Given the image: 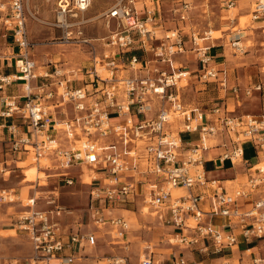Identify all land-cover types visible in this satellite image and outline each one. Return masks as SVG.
<instances>
[{"label":"built area","instance_id":"obj_1","mask_svg":"<svg viewBox=\"0 0 264 264\" xmlns=\"http://www.w3.org/2000/svg\"><path fill=\"white\" fill-rule=\"evenodd\" d=\"M92 2L54 0L62 43L75 42L90 49L92 65L85 73L88 82L82 87H72L67 85L66 77L56 72L58 78L34 73L36 63L29 54L31 44L25 30L23 0H0V7L4 8L0 11H5L0 19L11 30L18 49L15 59L18 78L0 76V90L19 81L26 92L22 105L10 98L0 111L3 117L19 115L25 125L21 134H17V125H8L11 135L0 151L16 156L29 154L32 149L34 159L52 156L56 169L78 167L83 173L86 166L92 170L95 175H90L86 213L98 229L109 228L122 237L129 223L114 211H126L128 203L141 197L143 208L150 210L148 214L169 230L167 242L171 247L220 254L240 238L247 243L260 242L264 249V196H261L264 166H250L243 159L245 143H251L264 155V115L237 117L218 105L211 109L187 107L177 87L187 72L175 71L173 66L174 55L185 51L186 42L177 31L158 38L156 29L147 27L153 22L151 10L145 8L141 13L140 0H111L103 10L105 27L114 21L115 28L96 38L101 42L97 44L107 48L97 55L96 43L80 38L82 26L87 22L83 14ZM252 5V20L261 23L264 33V0H252ZM188 7L183 2L182 20ZM197 39L191 35L189 43L196 53L198 78L224 88L226 73L216 67L210 52L212 46L201 45ZM235 43L233 40L231 45L236 47ZM138 50L145 55L138 56ZM97 65H104L105 77L98 74ZM38 77L41 79L33 88L31 80ZM231 88L237 93L236 86ZM256 88L260 90L262 85ZM54 104L70 105L72 117L64 114L58 121L50 113L49 105ZM173 119L177 120L175 128ZM57 123L64 126L63 130ZM77 129L80 133L75 132ZM181 133L198 134V141H183ZM80 136L86 139L81 144L76 143ZM206 140H219L224 145L217 158L220 163L228 161L231 167L245 165V181L230 189L220 180L208 177L203 153L211 145L207 146ZM56 175L65 183H72L69 172L59 171ZM255 193L260 197L255 199ZM0 199L5 200V196L0 194ZM248 200L250 206L246 207ZM30 201L27 204L30 209L14 214L11 221L13 229L30 242L32 251L25 259L26 264H52V261L72 264L82 257L86 245L94 244L96 236L92 231L83 230L76 222L68 227L63 224V213L72 215V212L64 210L54 198L50 200L53 207L43 211L32 208L34 197ZM169 249L172 255L169 260L155 262L149 257L140 264H204ZM0 264L18 261L0 256ZM251 264H264V259L254 257Z\"/></svg>","mask_w":264,"mask_h":264},{"label":"rangeland","instance_id":"obj_2","mask_svg":"<svg viewBox=\"0 0 264 264\" xmlns=\"http://www.w3.org/2000/svg\"><path fill=\"white\" fill-rule=\"evenodd\" d=\"M228 1L230 0H140L139 7L141 13H144L145 8L151 10L153 22L152 25L148 23L147 27L156 29L155 35L158 38L171 34V31H177L186 42L185 51L174 55L173 66L176 68L175 71L191 70L177 82L180 99L187 107L198 106L201 109H211L218 105L223 106L229 115L237 117L249 115L259 118L264 115V71L262 69L264 33L260 28L261 23L252 20V0H231L234 2L232 5H229ZM183 2L188 3L189 7L185 19L182 20L180 15ZM110 3L111 0H93L91 7L83 14L87 22L82 26L83 36L80 38H88L92 43H96L97 55H101L107 48L97 44L101 42L96 38L106 36L109 30L115 28L114 21H111L106 28L103 18L99 16ZM23 7L25 30L31 44L29 54L36 63L34 73L41 76L48 73L51 75H47L48 77L58 78L55 75L56 72L62 75V78L66 77L68 86H84L85 82H88L85 73L91 69L92 65L89 46L77 45L75 42L62 43V32L56 26L54 0H23ZM2 9L4 8L0 7V10ZM4 14L5 11H0V17ZM210 31L211 40L200 39L207 37ZM191 35H196L201 45H211L212 42L219 44L221 54L217 56L216 62L219 63L216 67L226 73L227 84L224 88L216 82H202L198 78L196 53L189 43ZM5 40L13 48L7 53H14L13 68L17 75L15 59L18 58V49L12 40L11 30L6 29L0 19V44ZM233 40L239 42V48L231 45ZM136 54L145 55L141 50H138ZM97 69L102 73L107 72L104 65H97ZM40 79V77L32 79L33 88ZM258 84L262 85L260 90L256 88ZM232 86L238 88L237 93H233ZM35 90L33 89V92ZM20 101L22 105L25 98H20ZM61 109L67 118L72 117L70 105L66 104ZM172 121L175 128L177 120ZM185 140L189 139L185 137ZM215 142L212 140V144ZM209 144L211 145V142ZM1 147L3 148L2 145ZM0 153H2L0 194L5 196V200L0 199L1 257L15 259L18 264L27 263L25 259L31 255L32 251L30 242L23 233L13 229L11 221L14 214L30 209L27 204L32 203L30 198L33 197V209L43 211L52 208L53 204L50 200L54 198L64 210L72 212V215L63 213L62 221L65 226L68 227L76 222L81 224L83 230H90L95 234L94 244L86 245L81 251L82 257L75 262L77 264H140L142 260L149 257L155 262H165L167 261L165 253L168 255L170 251L168 248L174 251L180 250L178 246L171 247L168 244L169 230L148 212L143 213L144 204L141 197L136 198L131 204L128 203L125 207L126 211L121 209L114 211L115 214L124 216L129 223L128 231L121 237L109 228L94 227L88 220L86 207L90 190L87 183L89 174L84 175V171L82 173L78 167H69L66 170L56 169L52 156L34 159L32 153H20L16 156L5 155L3 150ZM250 154L252 153L248 151L246 156L249 157ZM236 166L237 169L243 168L242 164ZM259 166L263 167L264 162ZM35 167L39 172L48 175V177L44 174L40 175L45 178L43 182L36 180ZM84 168L88 167L83 166ZM59 171L69 172L72 183L67 184L62 177L56 175ZM241 179L239 178L238 181H245V178L243 181ZM91 181L92 177H90ZM185 251L183 250V253ZM193 252L195 259L203 260L204 264H224L225 261H230L229 255L214 260L213 258L219 255L203 254L196 250Z\"/></svg>","mask_w":264,"mask_h":264},{"label":"crops","instance_id":"obj_3","mask_svg":"<svg viewBox=\"0 0 264 264\" xmlns=\"http://www.w3.org/2000/svg\"><path fill=\"white\" fill-rule=\"evenodd\" d=\"M218 45H219L218 43L212 42L211 43L212 48L210 50L214 58L213 61L216 65H218L217 63H219L216 62L217 56L221 54L220 53L221 49L218 48ZM9 49L12 50L13 48L10 46V44H8L6 40L4 43L0 44V76H13L15 74V69L13 68L14 53L8 54L7 52H9ZM9 60H11V64H9ZM190 71L191 70H186L187 73ZM31 85H32V80H31ZM77 86L78 85H76L75 87ZM25 95L26 92L24 90L22 82L19 81L11 82L3 86V89L0 90V111H2V108H4L5 106L4 105L5 102H7L10 98H15L16 101L20 103L21 102L20 98H25ZM49 106L52 107V109H50V113L53 114L54 118H56L57 120H61L64 117L62 113L63 110L61 109L62 107L61 108L57 107L55 104L54 106L52 105ZM11 124L17 125V134H21L25 129L23 120L20 118L19 115H14L13 117L0 116V147L1 145L2 146L6 145L5 141L10 138L11 134L10 131H8L7 127L8 125ZM180 136L182 137L183 141H186L185 137L186 139L188 138L189 140H187L186 142L196 143L198 141V134L181 133ZM215 141H216L215 143H219L221 145L215 147L213 146L215 143L212 144L211 142L212 144L211 147L208 148L203 153V158L206 161L205 169L207 171V175L210 178H216L220 180L223 184H225L227 188L233 189L236 185H238V183H240L238 181L239 178H242L241 179L242 181L244 180V178H246L247 176L246 168H244L245 167L244 165L242 166L243 168H239V169H237V166L231 167L228 161H224L220 163L217 160V158L220 152L222 151L224 145H222V143H220L219 140H215ZM248 151L252 153L250 154L249 157L246 156ZM243 152H244L243 159L247 160L248 165L250 166L258 165L264 162V160H261L262 158H264V155L261 152H258L251 143H245L243 145ZM0 157H2V153H0ZM35 169L37 173L36 174L37 176L35 177L36 180H39L41 174H44L46 177H48V175L45 174L44 172L42 173L39 172L37 167H35ZM226 182H230V183L228 184ZM261 196H264V191L261 193ZM257 197H260V195H257V193H255L254 198L256 199ZM245 204L246 207L250 206V201L249 200L246 201ZM215 222H219V219H215ZM183 250L186 251L183 253ZM178 251L180 254L183 253L181 255L189 260L203 261V260L195 259L194 252L191 250V248H184ZM170 252L171 249L168 255L167 253H165L167 256L166 260L170 259ZM217 255L219 256H215L217 258H213L214 260L215 259L219 260L225 257L226 255H229L230 261L229 262L227 261L226 264H235V261H237V264H251L254 257H260L264 259V249L262 248L260 242L247 243L239 238L238 242L234 246L226 248L222 253ZM76 261H74L72 264H77L75 263ZM51 263L54 264L53 261Z\"/></svg>","mask_w":264,"mask_h":264},{"label":"bare ground","instance_id":"obj_4","mask_svg":"<svg viewBox=\"0 0 264 264\" xmlns=\"http://www.w3.org/2000/svg\"><path fill=\"white\" fill-rule=\"evenodd\" d=\"M99 16H102L101 15V13H100V15ZM211 38H212V34H211V31L210 32H208V34H207V37H205V39H208V40H211ZM235 46L236 47H239V42L237 41L236 43H235ZM97 72H98V74L99 75H101V77H105L106 76V73H102L100 70H98L97 69ZM18 78V75H13L12 76V78ZM59 121V120H58ZM57 125H58V127L59 128H61L62 127V125H60L59 123H57ZM64 127V126H63ZM63 127H62V130H63ZM75 132L76 133H80V129H77V130H75ZM80 138H81V140L80 141H76V143H79L80 142V144H81V142L82 141H85L86 139H85V137H82V136H80ZM209 142H212V140H206V142H205V144L207 145V146H209L210 144H209ZM212 145V144H211ZM30 153H32V155H33V151H32V149H31V152ZM44 156H46V155H43L42 157H40V158H43ZM33 157H34V155H33ZM83 171H84V175L85 174H89V178H87V183H90V173L92 174V176H94L95 175V173H93V171L92 170H90V169H88V168H84L83 169ZM39 180L41 181V182H43L44 180H45V178L44 177H39ZM147 212H149L148 211V209H146L145 207L143 208V213L144 214H147ZM226 262V261H225ZM224 262V263H225Z\"/></svg>","mask_w":264,"mask_h":264}]
</instances>
